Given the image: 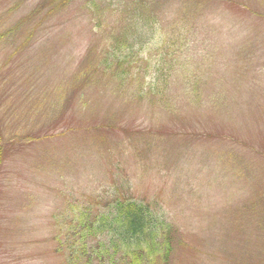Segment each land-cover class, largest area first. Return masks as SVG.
Segmentation results:
<instances>
[{
	"label": "rangeland",
	"instance_id": "obj_1",
	"mask_svg": "<svg viewBox=\"0 0 264 264\" xmlns=\"http://www.w3.org/2000/svg\"><path fill=\"white\" fill-rule=\"evenodd\" d=\"M119 197L168 264H264V0H0V264Z\"/></svg>",
	"mask_w": 264,
	"mask_h": 264
},
{
	"label": "trees",
	"instance_id": "obj_2",
	"mask_svg": "<svg viewBox=\"0 0 264 264\" xmlns=\"http://www.w3.org/2000/svg\"><path fill=\"white\" fill-rule=\"evenodd\" d=\"M72 217L69 230L80 243L72 245L68 238L63 244L71 250L69 264H81L83 257L98 264H168L171 259L172 230L144 202L119 197L108 200L102 212L87 205Z\"/></svg>",
	"mask_w": 264,
	"mask_h": 264
}]
</instances>
